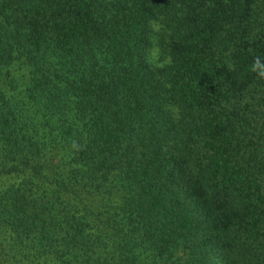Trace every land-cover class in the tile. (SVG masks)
I'll return each instance as SVG.
<instances>
[{"label": "trees", "instance_id": "obj_1", "mask_svg": "<svg viewBox=\"0 0 264 264\" xmlns=\"http://www.w3.org/2000/svg\"><path fill=\"white\" fill-rule=\"evenodd\" d=\"M0 264H264V0H0Z\"/></svg>", "mask_w": 264, "mask_h": 264}]
</instances>
